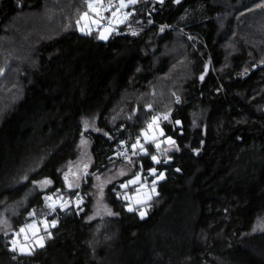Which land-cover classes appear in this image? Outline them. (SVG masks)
I'll return each instance as SVG.
<instances>
[{
	"label": "trees",
	"instance_id": "obj_1",
	"mask_svg": "<svg viewBox=\"0 0 264 264\" xmlns=\"http://www.w3.org/2000/svg\"><path fill=\"white\" fill-rule=\"evenodd\" d=\"M258 5L264 0H139L129 8L130 24L101 41L76 26L86 0H0V211L44 178L53 181L47 194L60 189L73 199L80 190L85 200L79 215L58 212L51 238L33 256L13 258L12 238L0 237V264H140V249L148 247L173 264H264V232H253L264 218V7ZM170 111L161 128L179 151L159 154L151 146V155L168 161L159 165L151 155L133 158L134 174L141 164L147 178L149 168L164 173L148 216L127 212L116 199L132 175L107 190L116 215L88 222L92 177L71 191L64 181L81 157L84 122L97 123L96 132H84L97 174L121 162L116 153L122 145L131 149L152 116ZM40 139L48 157L38 156L31 166L43 161L39 169L18 179L24 155ZM43 195L36 194L30 210L44 207ZM26 211L18 228L28 222Z\"/></svg>",
	"mask_w": 264,
	"mask_h": 264
},
{
	"label": "snow or ice",
	"instance_id": "obj_2",
	"mask_svg": "<svg viewBox=\"0 0 264 264\" xmlns=\"http://www.w3.org/2000/svg\"><path fill=\"white\" fill-rule=\"evenodd\" d=\"M88 11L84 12L80 18L76 21V26L78 30L84 34L91 36L93 33V27L95 28L97 38L101 41H107L110 36L116 34L119 35L118 27L122 24H130V18L135 15V10L127 11L130 6L136 5L139 0H107V6H105V0H86ZM160 5H163L165 0H157ZM176 4L180 3V0H174ZM258 7H264V5H258ZM91 14V15H90ZM84 21L82 24L81 22ZM148 23H152L151 20ZM160 31H164V27L160 28ZM132 35H138L136 31L131 32ZM247 71V69H245ZM201 80L204 79V76L201 75ZM179 102V98H177ZM148 108L151 109V105H148ZM169 114L160 116H152L151 120L147 123L146 129H141L140 136H138L134 143L131 145V156L128 155L127 150L118 151L116 153L117 158L127 157V165H134L135 161L132 157L141 154L142 156L151 155L149 148L154 146L157 151L161 150V144L169 145V148L164 149V154H167L168 151L174 150L179 151V146L176 143V140L172 136H166L163 128L160 127L159 121L161 119L168 120ZM131 119V117H129ZM180 120H176V125H181ZM90 128L88 121L84 122V131L87 132ZM183 134L182 132L180 133ZM107 136L108 134L105 133ZM141 138H143V143H141ZM111 139V137H109ZM81 143H84V132H81ZM124 142H121L123 144ZM147 145V146H146ZM109 160H112V157H109ZM151 161L154 164L167 163L168 161H161L156 155H151ZM114 163V161H113ZM84 168H88V164L84 165ZM71 171V170H70ZM111 171V170H110ZM179 171V169H177ZM127 173L124 171V168H121L118 172L115 173V176H123ZM90 175L87 171L83 173L82 177H77V179L87 177ZM94 176L95 180L98 182L96 185L97 190L102 194L103 188L106 184L112 183V178L105 177L103 180L99 175L91 174ZM148 175L154 177L150 182H148L147 177L143 175V164L140 165V172L133 175V177L125 182L119 184L120 191H116V199L122 200L124 202V207L127 212H138L141 219L146 215V211L141 210L147 201L151 200L152 194L156 193V184L159 180L164 179V173L157 174L156 168H149ZM24 180L28 179V176L23 177ZM64 181L69 191L73 187L78 186L69 182L68 173L64 174ZM32 184L34 187L38 188L43 195V200L45 202V207L48 209V212L44 214L43 219L37 221L33 219V222L27 224L25 227H21L18 232L13 234L14 237H19L22 233H25V241L31 239V245L28 243L20 244V242L13 238L9 241L11 247L9 251L12 253H19L20 255H32L36 247L43 248L45 246V240L50 239L52 233L50 229L56 228L59 222L58 215L52 219H48L49 216L54 215L59 211L65 212L66 214L75 210V214L79 215L83 211L82 204L83 198L78 194L76 195V200L73 203L71 199L65 200L64 195L61 194L60 189H56L52 195L47 194V189L49 186L53 185V181L50 178H44L42 180H33ZM141 189H148L147 191L142 192ZM115 191V188H113ZM30 194V193H29ZM26 194V197L27 195ZM146 198V199H145ZM97 211H104L107 215L112 216L116 215L106 205H100ZM30 218L36 217V210L33 209L28 213ZM95 216L90 217L89 219H94ZM0 223L7 224L6 220L0 221ZM42 226V227H41ZM26 228L31 231V237L26 234ZM255 231V229L253 230ZM7 235V232H5ZM15 258V256L13 257Z\"/></svg>",
	"mask_w": 264,
	"mask_h": 264
},
{
	"label": "rangeland",
	"instance_id": "obj_3",
	"mask_svg": "<svg viewBox=\"0 0 264 264\" xmlns=\"http://www.w3.org/2000/svg\"><path fill=\"white\" fill-rule=\"evenodd\" d=\"M105 6H107V1H105ZM130 7H132V6H130ZM127 11H133V10L127 9ZM130 22H131V18H130ZM81 23L83 24L84 21H82ZM126 25L127 24L119 25L118 31L121 28L125 27ZM94 32H96V31H95V28L93 27V33ZM112 36H110L109 39ZM169 113H171V111L168 112V113H164V114H169ZM157 116H160V114L157 115ZM88 122L90 124V128H89V130L87 132H85V131L84 132L86 134H91L93 132H96L97 131V123H96V120H90ZM165 138H166V135H165V137H161L162 140L165 139ZM45 142L46 141H44L43 139H40V141L32 149V151H31L32 153L31 154L27 153V154L24 155V158H23V166H24V168L21 169V173H23V175H19L18 176V179H22L25 175L30 176L33 172H35L37 169H39L40 165H42L44 163L43 161L48 157L47 154H45L44 152H42L46 148V146H44V143ZM143 142H144L143 141V138H141V143H143ZM81 148H82L81 157L75 163H72L69 166V168L67 169L66 173H68V175H69V182L70 183H73L74 185H78V186L73 187L74 190H75V188H77V187L79 188L83 184H87V182L89 181V175L87 177H83V178L77 179V177H82L83 176V173L85 171H87L90 174V176L92 177L90 179V182L92 183V187H91V190H90V194L93 197V203H94V205H93L92 214H90V216L87 218V221L88 222H92V221H95L97 219H103V218H106V217H113L114 215L109 216L104 211H99L98 212L97 209L102 204V205H106V207L113 212V209L109 206V204L107 202V190L114 183H116V182H118V181H120V180H122L124 178H130L132 175H134V173H135V164L134 165H127V162L126 161L121 160L120 163L114 164L113 166L109 167L103 173H100L99 172V173L95 174V175H99L102 180L105 177L112 178V183L106 184L104 186V188H103V193L101 194L97 190V187H96V185L98 184V182L95 180L94 176L91 175V169L95 165L93 155H92V153L90 151V148H91V139H89L87 137L84 138V143L83 144L81 143ZM166 148H169V145H167L166 143L165 144H161V150H159L158 153L160 154V153L164 152L163 150L166 149ZM129 151L131 153V149H129ZM171 151H174V150H170L168 152H171ZM42 153H43V155H42ZM38 156L39 157H43V161H40V165L37 164L35 166H31L32 163L35 164V163L39 162V160L38 161H35V159ZM133 158L134 157H132V159ZM16 159H17V156L15 155V158L12 160L13 165L15 164V160ZM85 164H88V168L87 169L84 168V165ZM17 165H18V162H16V166ZM15 167L12 169V172H11V175H10L11 177L18 174L17 171L15 170ZM121 168H124V171L127 174L126 175H123V176H115V173L118 172ZM145 177H147V176H145ZM147 180H148V182H150L152 180V176H148ZM163 180L164 179L159 180L157 182V184L159 182L163 181ZM157 184H156V193H157ZM50 187L51 186H49V188ZM147 190L148 189H141L142 192L147 191ZM40 192L41 191L38 188H36V187L33 186L28 191L27 194H29V193L30 194L27 195V197H26V194H25V196L20 201H18L16 203H13V204H8L4 210L2 209L0 211V221H2V220H6L7 221V224L6 225L3 224V223H0V237L9 236L12 239L13 238H16L20 242V244L28 243L29 245H31V239H29L28 241H25V233H22L19 237H14L13 234L15 232H18L19 229L21 228V227L18 228V226H17L18 225V221H19L18 220L19 219V216L21 215V213L23 211L28 210V213L30 211H32V210H30V208H31L30 207L31 206L30 202L36 196V194L37 193H40ZM54 192L55 191H51L48 194L49 195H52ZM156 196H157V194H152L151 200L147 201V203L141 209V210L146 211V215H145V217L143 219H145L148 216V205L151 203V201ZM64 198H65V200L71 199L73 201V203L76 200L74 198L72 199L71 197L70 198L64 197ZM83 200H84V198H83ZM84 201H83V203H84ZM47 212H48V209L45 207V202H44V207L41 210H39V211L36 210V217H34V218H30L28 216L27 211L24 212L23 214L26 215V218H27L28 222L23 227H25L27 224L32 223L33 222V219H35L37 221L43 219L44 214H46ZM58 212H59V210H58ZM58 212L56 214H54V215L49 216L48 219L50 220V219L54 218L55 216H57ZM93 216H95V218L90 220L89 218L90 217H93ZM254 229H255V231H253L254 233L264 232V218L260 219V221L256 224V226H255ZM52 230H53V228L50 229L51 232H52ZM5 232H7V235H5ZM26 234L29 237H31V231L28 230L27 228H26ZM47 240L48 239L46 238L45 243H46ZM40 249H42V248L36 247V249H35V251L33 252L32 255H20L19 253H15V254L13 253L14 254L13 256H15V259L17 257H21V256L22 257L33 256ZM140 254H141V262H140V264H173L172 260L169 259L168 254L165 255L164 257H161L160 256L159 249L154 248V247L142 248V249H140ZM175 264H177V263H175Z\"/></svg>",
	"mask_w": 264,
	"mask_h": 264
},
{
	"label": "built area",
	"instance_id": "obj_4",
	"mask_svg": "<svg viewBox=\"0 0 264 264\" xmlns=\"http://www.w3.org/2000/svg\"><path fill=\"white\" fill-rule=\"evenodd\" d=\"M178 98H179V102H180V101H181V98H180V97H178ZM163 115H165V114H164V113H161V114H160V117H163ZM169 119L171 120V113H170V115H169ZM169 119H168V120H169ZM168 120H163V119H161V120L159 121V123H160V127L162 126V124L168 122ZM146 128H147V127H146ZM125 150H127L128 155L131 156V153H130L128 147H127L126 145H122L120 151H125ZM120 160H124V161L127 162V157H121ZM76 194H78L80 197H82L81 191L77 192ZM82 198H83V197H82ZM74 199H76V195L74 196Z\"/></svg>",
	"mask_w": 264,
	"mask_h": 264
},
{
	"label": "crops",
	"instance_id": "obj_5",
	"mask_svg": "<svg viewBox=\"0 0 264 264\" xmlns=\"http://www.w3.org/2000/svg\"><path fill=\"white\" fill-rule=\"evenodd\" d=\"M65 186H66V184H65ZM66 188H67V186H66ZM78 188V187H77ZM77 188H75V189H77ZM68 189V188H67ZM72 190H74V188L72 189Z\"/></svg>",
	"mask_w": 264,
	"mask_h": 264
},
{
	"label": "bare ground",
	"instance_id": "obj_6",
	"mask_svg": "<svg viewBox=\"0 0 264 264\" xmlns=\"http://www.w3.org/2000/svg\"><path fill=\"white\" fill-rule=\"evenodd\" d=\"M151 113V112H150ZM149 119V118H148Z\"/></svg>",
	"mask_w": 264,
	"mask_h": 264
}]
</instances>
